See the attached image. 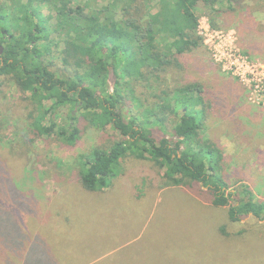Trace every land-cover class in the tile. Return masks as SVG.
Wrapping results in <instances>:
<instances>
[{
	"label": "trees",
	"instance_id": "obj_1",
	"mask_svg": "<svg viewBox=\"0 0 264 264\" xmlns=\"http://www.w3.org/2000/svg\"><path fill=\"white\" fill-rule=\"evenodd\" d=\"M104 1L97 6L89 0H0V89L10 82L28 93L30 124L37 137L53 136L61 144L74 145L84 127L110 129L122 137L80 156L77 174L86 192L109 188L121 170V159L132 156L155 165L163 187L206 188L210 203L227 207L232 223L249 215L264 219V199H256L245 184L234 186L238 192L230 190L221 148L201 134L211 103L204 84L183 83L147 99L137 89L181 70V57L202 46L201 16L213 28L219 20L236 21L235 30L243 38L244 31L252 29V12L263 9L264 0H155L151 8L149 0ZM43 8L54 16L52 22ZM110 72L115 82L107 89ZM127 105L135 113L125 120L121 109ZM62 108L69 109L66 116L58 114ZM58 117L63 126L57 124ZM12 152L8 148V153H0V177L12 179L16 172L21 153ZM16 182L8 186L13 192L0 199V264H84V258L94 255L80 252L76 243L90 233L89 221L77 220L61 205L73 201L47 203L38 210L34 200L15 197L23 185ZM52 207L77 221L70 226L64 217L57 227L51 226L58 217V211L48 214ZM104 254L87 264L111 263V253Z\"/></svg>",
	"mask_w": 264,
	"mask_h": 264
},
{
	"label": "rangeland",
	"instance_id": "obj_2",
	"mask_svg": "<svg viewBox=\"0 0 264 264\" xmlns=\"http://www.w3.org/2000/svg\"><path fill=\"white\" fill-rule=\"evenodd\" d=\"M84 1L74 0L73 4ZM89 1L97 6L105 3ZM154 2L149 0L150 8ZM42 13L53 21L46 8ZM251 19L252 29H246L242 38L235 30L236 21L219 20L213 28L201 16L198 35L202 46L181 57V70L175 75L168 72L159 82L148 83L151 86L146 89L141 85L137 89L143 92L141 98L147 99L183 83L202 82L211 103L201 134L225 152L222 165L230 190L238 192L234 186L245 184L256 199L263 200L264 7L253 11ZM237 53L242 61L241 79L236 75L241 73L240 67L236 72L228 69ZM26 98L28 93L18 91L10 82L0 89V140L5 143L2 146L0 141V153H8V148L9 152L13 149L12 156L21 153L12 179L0 177V199L13 192L8 190L9 184L11 187L20 181L23 185L20 191L16 189L15 197L34 200L35 209L42 210L47 203L59 206L63 201H73L61 205L74 212L77 220L86 218L91 225L90 233L80 234L76 242L80 243V252L94 254L84 258V264L104 253H111V263L101 260L100 264H264V219L249 215L230 222L227 207H214L206 188L163 187L159 170L147 159L125 157L109 188L96 192L81 189L76 164L80 156L94 146H109L122 137L110 129L92 127H84L74 145L61 144L53 136L37 137ZM68 110L62 108L59 116H66ZM134 113L130 105L121 109L125 120ZM56 122L64 124L61 117ZM153 134L160 137L159 131ZM54 208L48 210L49 215L58 211L51 226L57 227L56 222L64 217L69 218L70 226L77 221L66 211Z\"/></svg>",
	"mask_w": 264,
	"mask_h": 264
},
{
	"label": "built area",
	"instance_id": "obj_3",
	"mask_svg": "<svg viewBox=\"0 0 264 264\" xmlns=\"http://www.w3.org/2000/svg\"><path fill=\"white\" fill-rule=\"evenodd\" d=\"M198 29H199V25H198ZM198 34H199V30H198ZM205 35H208V34H206V30H205ZM232 49L235 50L234 48H232ZM229 51H232V50L230 49ZM238 54L239 53H237V56H234V62L230 63V65L228 66V69L229 70H232L233 72H236L239 69V67H240V72L241 73L238 72L236 75H238L240 77V79H241V78H243V72L241 70V68H242V64L241 63H242V61H241V58H240L241 56H239ZM233 65L235 67V70H233Z\"/></svg>",
	"mask_w": 264,
	"mask_h": 264
},
{
	"label": "water",
	"instance_id": "obj_4",
	"mask_svg": "<svg viewBox=\"0 0 264 264\" xmlns=\"http://www.w3.org/2000/svg\"><path fill=\"white\" fill-rule=\"evenodd\" d=\"M2 51V47H0V53ZM114 82H115V78H114V75L112 72L109 73L108 75V83H109V87L110 89H112L113 85H114Z\"/></svg>",
	"mask_w": 264,
	"mask_h": 264
},
{
	"label": "crops",
	"instance_id": "obj_5",
	"mask_svg": "<svg viewBox=\"0 0 264 264\" xmlns=\"http://www.w3.org/2000/svg\"><path fill=\"white\" fill-rule=\"evenodd\" d=\"M223 155H225V152H224V154Z\"/></svg>",
	"mask_w": 264,
	"mask_h": 264
}]
</instances>
